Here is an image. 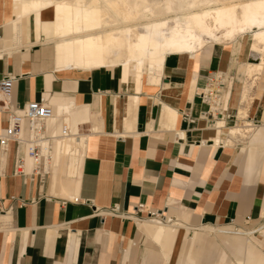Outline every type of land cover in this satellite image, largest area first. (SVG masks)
Segmentation results:
<instances>
[{
    "label": "crops",
    "instance_id": "1",
    "mask_svg": "<svg viewBox=\"0 0 264 264\" xmlns=\"http://www.w3.org/2000/svg\"><path fill=\"white\" fill-rule=\"evenodd\" d=\"M18 19L0 0V79L16 76L18 106L40 98L52 106L47 132L57 135L64 122L75 136L55 138L38 173L26 157L20 176L12 175L14 144L0 147V264H264V92L249 110L248 140L222 142L238 111L244 61H256L248 38L166 54L136 88L118 65L57 70L51 44H32L30 20ZM50 37L43 13L39 38ZM211 72L229 77L230 116L211 117L198 95ZM227 94L214 103L228 108ZM136 203L179 226L101 213ZM245 217L258 226H241Z\"/></svg>",
    "mask_w": 264,
    "mask_h": 264
},
{
    "label": "bare ground",
    "instance_id": "2",
    "mask_svg": "<svg viewBox=\"0 0 264 264\" xmlns=\"http://www.w3.org/2000/svg\"><path fill=\"white\" fill-rule=\"evenodd\" d=\"M7 1L19 16L14 23L30 20L32 44H51L57 70L118 65L122 79L131 78L136 88L144 73L160 71L166 54L193 53L207 43L248 38L250 57L256 61H244L238 111L222 142H245L255 130L248 115L264 92V0ZM43 13L50 17L51 37L40 41ZM159 213L161 218L133 221L166 228L179 226L173 218Z\"/></svg>",
    "mask_w": 264,
    "mask_h": 264
},
{
    "label": "built area",
    "instance_id": "3",
    "mask_svg": "<svg viewBox=\"0 0 264 264\" xmlns=\"http://www.w3.org/2000/svg\"><path fill=\"white\" fill-rule=\"evenodd\" d=\"M219 74L224 75L221 72L207 74L205 85L198 92L201 101L208 107V113L215 118L224 115L220 112L223 107L222 104L214 103V99H220L221 93L226 88L227 80H223ZM15 80L16 76L14 75H5L0 79V114L5 115V125L0 131V147L6 148L9 143L14 144L12 175L20 176L26 174V157L31 161L30 173H38L39 164L46 162L45 154L49 157L52 141L55 138L65 139L71 135L75 136V134L71 133L72 131L64 122L60 124L61 131L57 135L46 131L45 124L54 116V111L52 106L43 98L37 101H27L18 106L11 98ZM210 100L215 106L211 105ZM101 213L119 216L122 219H139L142 216L161 218V213L146 210L143 203H136L132 210L127 213L118 214L114 207L104 209ZM249 221L250 218L245 217L242 223L247 224ZM226 224H233L237 227L239 223L230 219Z\"/></svg>",
    "mask_w": 264,
    "mask_h": 264
},
{
    "label": "rangeland",
    "instance_id": "4",
    "mask_svg": "<svg viewBox=\"0 0 264 264\" xmlns=\"http://www.w3.org/2000/svg\"><path fill=\"white\" fill-rule=\"evenodd\" d=\"M48 48V53H49V57H51V48H50V46H47ZM225 86H227L226 88H225V91H226V94H227V91H228V88H229V77H227V82L225 83ZM227 100H228V102H227V106H228V108L227 107H225L224 105H222L223 107L220 109V112L222 113V114H224V115H228V116H230V112L231 111H229V109H230V104H229V95L227 94ZM215 117V116H214ZM227 118H231V117H227ZM59 122V121H58ZM58 122H56L57 124H58ZM61 122H59V124H60ZM262 216H264V214L262 215ZM241 226H243V227H246V228H250V227H257L258 226V223H255V224H251L250 222L249 223H247V224H243V223H241ZM254 236H257L258 235V232L257 231H255L254 233ZM181 235H182V230H180L179 231V235H178V238H177V242H176V245H175V248H174V252H173V258H172V262L171 263H173V261H174V259L176 258V256H177V254H178V250H179V243H180V239H181ZM263 251H264V247H263Z\"/></svg>",
    "mask_w": 264,
    "mask_h": 264
}]
</instances>
